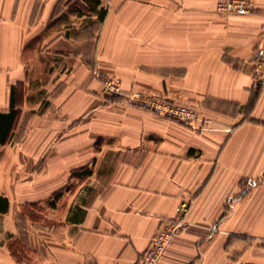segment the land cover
Returning a JSON list of instances; mask_svg holds the SVG:
<instances>
[{
	"label": "crops",
	"instance_id": "0c3cea01",
	"mask_svg": "<svg viewBox=\"0 0 264 264\" xmlns=\"http://www.w3.org/2000/svg\"><path fill=\"white\" fill-rule=\"evenodd\" d=\"M0 0V264H264V0ZM195 107L187 125L109 96Z\"/></svg>",
	"mask_w": 264,
	"mask_h": 264
},
{
	"label": "built area",
	"instance_id": "2783aa9c",
	"mask_svg": "<svg viewBox=\"0 0 264 264\" xmlns=\"http://www.w3.org/2000/svg\"><path fill=\"white\" fill-rule=\"evenodd\" d=\"M252 0H217L216 11L220 14H246L251 11ZM256 70L254 73L255 87L264 85V43L256 49ZM103 84L104 91L109 96H122L131 105L151 110L158 115L170 118L187 125H194L201 117L198 110L188 104L144 90L135 89L125 91L119 78L107 74L97 73ZM189 202L183 201L177 216L167 219L152 238L148 249L139 258V264H163L162 256L170 240L185 227L184 217ZM95 264V263H84Z\"/></svg>",
	"mask_w": 264,
	"mask_h": 264
},
{
	"label": "trees",
	"instance_id": "16d2710c",
	"mask_svg": "<svg viewBox=\"0 0 264 264\" xmlns=\"http://www.w3.org/2000/svg\"><path fill=\"white\" fill-rule=\"evenodd\" d=\"M14 118L13 113H0V142H4L6 141V137L8 132H5L8 128L7 126H9L12 123V120ZM1 208L6 209L7 205H2V203L0 202Z\"/></svg>",
	"mask_w": 264,
	"mask_h": 264
}]
</instances>
